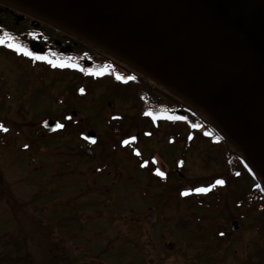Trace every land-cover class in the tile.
<instances>
[{"label":"flooded vegetation","instance_id":"1","mask_svg":"<svg viewBox=\"0 0 264 264\" xmlns=\"http://www.w3.org/2000/svg\"><path fill=\"white\" fill-rule=\"evenodd\" d=\"M0 39L6 41L0 44V116L5 113L10 102V115L29 118L32 114L41 117L38 123L34 120H29L32 123H18L12 116L10 124L6 119L1 120L0 124L8 129L7 132L36 130L40 135L39 141L49 143L40 145L42 161L65 159L67 163H75L87 159L88 162L100 164L92 169L88 167L91 173H86L87 177L83 179L86 186L83 189H73V196L77 199L81 193L89 197V207L94 202L92 197L95 193L109 196L117 187L125 184L135 187L137 194L147 197L145 199L150 202L161 201L158 207L163 212L176 209L178 206L173 201L174 196L179 195L188 200L191 187L187 182L180 190L174 189V177L183 180L188 178L185 170L187 155L192 143L197 141L210 142L211 146L219 147L223 156H226L225 168L228 165L242 171L239 175L235 174L236 171L218 175L214 181L204 184L203 188H211L213 192L228 188L229 180L234 182L247 177L256 182L248 195L258 194L264 199V181L253 172L242 152L212 120L188 100L136 67L76 34L2 0ZM8 43L19 45L34 56L46 60H34L22 52H16L7 46ZM47 60L57 65L63 63L74 67H53ZM9 70L10 78H7L3 71L7 73ZM94 72L102 75H92ZM117 76L122 79H117ZM99 97L106 101L103 105L95 104L100 101ZM4 99L7 100L6 106ZM49 101L50 112L41 114V109L45 110ZM86 109L93 118L101 116L97 121L102 123V129L96 123L85 124L86 118H77ZM48 121L53 122V125L47 126ZM58 124H63L64 128L58 129ZM4 133L0 129L1 137H4ZM24 136L29 137L26 134ZM67 136L71 139L65 145L53 142L58 137ZM93 139L96 140L95 144L91 143ZM125 140L130 143L125 145ZM30 143L27 144L31 148ZM176 148L181 156L175 161ZM171 159L175 165L171 164ZM122 164H132L133 173H126ZM111 165L117 166V172L109 171ZM157 169L165 173V178L156 175ZM218 179L224 180V185L213 188L212 185ZM184 192L189 195H183ZM103 205L107 206V203ZM155 207L157 205L152 209ZM72 211L74 214L68 225L66 220L63 222L71 228L70 233L55 238V249L48 253L45 251L47 258L52 261L47 262L44 255L42 264H77L79 247L72 245V240L78 235L74 234L78 230L76 217L79 212L75 207ZM163 219L167 222V216L163 215ZM42 238L48 242L46 235H42ZM68 244L76 252H66ZM91 260L88 257V262L91 263Z\"/></svg>","mask_w":264,"mask_h":264},{"label":"rangeland","instance_id":"2","mask_svg":"<svg viewBox=\"0 0 264 264\" xmlns=\"http://www.w3.org/2000/svg\"><path fill=\"white\" fill-rule=\"evenodd\" d=\"M5 72L10 78V70ZM104 102L102 97L95 104ZM47 104L41 114L50 112V101ZM89 115L86 109L77 118H86L85 124L96 123L102 129V123L97 121L101 116ZM12 116L18 123L41 121L39 115L31 114L29 118L10 115L9 102L0 121L6 119L10 124ZM4 134L0 136V264H42L45 251L55 249V238L70 233L67 225L74 214L73 207L79 212L74 235L84 236L72 240V245L79 247L77 264H264V201L258 195L256 203L250 198V205L247 202L248 192L256 182L245 177L229 180L228 188L221 190L202 194L195 191L218 175L242 173L238 167L225 168L222 149L210 142L192 143L185 168L188 178L174 177L172 186L180 190L190 185V197L184 200L175 195L173 201L178 207L163 212L158 207L161 201L150 202L138 195L135 187L125 184L109 196L95 193L89 207V197L81 193L78 200L73 189H83L86 186L83 179L86 173H91L88 167L100 164L89 163L87 159L75 163H67L65 159L45 162L39 149L49 143L40 142L36 130ZM70 139L58 137L53 142L65 145ZM179 156L181 152L176 148L174 160ZM172 159L170 162L175 165ZM122 166L126 173H133L132 164ZM116 167L111 165L109 171L117 172ZM154 205L157 207L152 209ZM163 215L167 216V222L163 221ZM65 220L67 225L63 223ZM235 222L239 228L233 230ZM90 235L92 238L88 239ZM67 246L66 252H76L71 250V244ZM88 257L92 258L91 263Z\"/></svg>","mask_w":264,"mask_h":264},{"label":"water","instance_id":"3","mask_svg":"<svg viewBox=\"0 0 264 264\" xmlns=\"http://www.w3.org/2000/svg\"><path fill=\"white\" fill-rule=\"evenodd\" d=\"M2 1L109 51L188 100L264 181V0Z\"/></svg>","mask_w":264,"mask_h":264},{"label":"snow or ice","instance_id":"4","mask_svg":"<svg viewBox=\"0 0 264 264\" xmlns=\"http://www.w3.org/2000/svg\"><path fill=\"white\" fill-rule=\"evenodd\" d=\"M5 43H6L5 40L0 39V44H5ZM7 46H8L9 48H12V49H13L14 51H16V52H22L23 54L28 55L30 58H32V59H34V60H46V58H44V57L34 56L32 53H30V52L26 51L25 49L21 48L19 45H14V44H12V43H8ZM47 63L52 64L53 67H61V68H63V67H74L73 65H65V64H63V63L57 65L56 63H54V62L51 61V60H47ZM81 71H83V69H81ZM91 74H92V75H102V73H95V72H94V73H91ZM116 78H117V79H122V78L119 77V76H117ZM130 79H131V78H130ZM83 91H84V90L81 89V92H82V93H83ZM147 115H151V113H147ZM153 119H155V117H153ZM57 128H58V129H62V128H64V125H63V124H58V125H57ZM0 129H2V130L5 131V132L8 131V129L5 128L2 124H0ZM149 135H151V134L149 133ZM85 139H88V138L85 137ZM132 139L134 140L135 137H133ZM91 143L95 144V143H96V140H94V139L91 140ZM123 143H124L125 145H128V144L130 143V141H129V140H125V141H123ZM136 155L139 156L140 153L137 152ZM156 175H158V176L161 177V178H165V173L162 172V171H160L159 169H157V171H156ZM237 175H239V173H237ZM224 183H225L224 180H222V179H218V180H216L215 184L212 185V187L214 188L216 185H221V186H222V185H224ZM211 190H212L211 188H197V189H195V191H196L197 194L208 193V192H210ZM183 195L188 196L189 193H188V192H184ZM221 235H223V233H221Z\"/></svg>","mask_w":264,"mask_h":264},{"label":"trees","instance_id":"5","mask_svg":"<svg viewBox=\"0 0 264 264\" xmlns=\"http://www.w3.org/2000/svg\"><path fill=\"white\" fill-rule=\"evenodd\" d=\"M248 198V197H247ZM249 198L251 199V201H252V203H256L257 202V200H258V194H255V195H253V196H249ZM248 198V201L247 202H249L248 204H250L251 203V201H250V199Z\"/></svg>","mask_w":264,"mask_h":264}]
</instances>
